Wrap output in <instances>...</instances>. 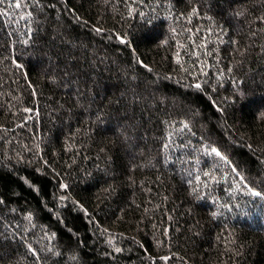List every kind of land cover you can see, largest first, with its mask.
Listing matches in <instances>:
<instances>
[{
	"label": "trees",
	"instance_id": "trees-1",
	"mask_svg": "<svg viewBox=\"0 0 264 264\" xmlns=\"http://www.w3.org/2000/svg\"><path fill=\"white\" fill-rule=\"evenodd\" d=\"M0 264H264V0H0Z\"/></svg>",
	"mask_w": 264,
	"mask_h": 264
},
{
	"label": "snow or ice",
	"instance_id": "snow-or-ice-1",
	"mask_svg": "<svg viewBox=\"0 0 264 264\" xmlns=\"http://www.w3.org/2000/svg\"><path fill=\"white\" fill-rule=\"evenodd\" d=\"M17 7H19V5H17ZM196 87L199 88L200 85L197 84ZM212 152L215 153L217 156H220V155H221V154L219 153V151H218L217 149H215V148L212 149ZM254 195L259 196L260 193H254ZM117 251H119V249H117Z\"/></svg>",
	"mask_w": 264,
	"mask_h": 264
}]
</instances>
